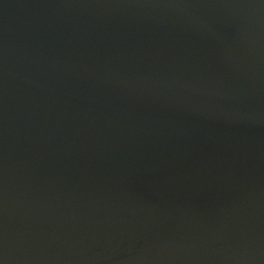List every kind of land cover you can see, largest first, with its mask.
Segmentation results:
<instances>
[{"label":"water","instance_id":"obj_1","mask_svg":"<svg viewBox=\"0 0 264 264\" xmlns=\"http://www.w3.org/2000/svg\"><path fill=\"white\" fill-rule=\"evenodd\" d=\"M0 264H264V0H0Z\"/></svg>","mask_w":264,"mask_h":264}]
</instances>
